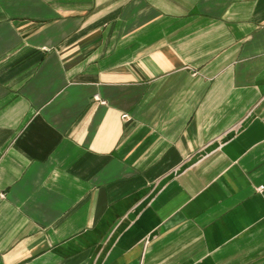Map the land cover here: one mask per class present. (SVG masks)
<instances>
[{
  "label": "crops",
  "instance_id": "crops-1",
  "mask_svg": "<svg viewBox=\"0 0 264 264\" xmlns=\"http://www.w3.org/2000/svg\"><path fill=\"white\" fill-rule=\"evenodd\" d=\"M261 186L264 0H0V264H264Z\"/></svg>",
  "mask_w": 264,
  "mask_h": 264
},
{
  "label": "built area",
  "instance_id": "built-area-1",
  "mask_svg": "<svg viewBox=\"0 0 264 264\" xmlns=\"http://www.w3.org/2000/svg\"><path fill=\"white\" fill-rule=\"evenodd\" d=\"M96 99L98 100V97H96ZM264 190V186H261L260 188H259V191H263Z\"/></svg>",
  "mask_w": 264,
  "mask_h": 264
}]
</instances>
